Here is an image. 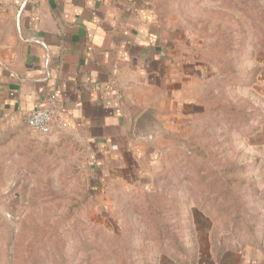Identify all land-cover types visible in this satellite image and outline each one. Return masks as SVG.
Masks as SVG:
<instances>
[{
    "label": "rangeland",
    "instance_id": "rangeland-1",
    "mask_svg": "<svg viewBox=\"0 0 264 264\" xmlns=\"http://www.w3.org/2000/svg\"><path fill=\"white\" fill-rule=\"evenodd\" d=\"M153 5L176 51L201 69L199 97L168 118L162 167L96 186L85 148L62 126L1 130L0 264H214L199 245L255 242L264 0ZM9 33L0 17V45Z\"/></svg>",
    "mask_w": 264,
    "mask_h": 264
},
{
    "label": "crops",
    "instance_id": "crops-1",
    "mask_svg": "<svg viewBox=\"0 0 264 264\" xmlns=\"http://www.w3.org/2000/svg\"><path fill=\"white\" fill-rule=\"evenodd\" d=\"M0 17V131L48 107L85 148L94 185L162 167L168 118L199 97L201 69L153 0H1ZM261 215L255 242L227 244L214 264H264Z\"/></svg>",
    "mask_w": 264,
    "mask_h": 264
},
{
    "label": "built area",
    "instance_id": "built-area-1",
    "mask_svg": "<svg viewBox=\"0 0 264 264\" xmlns=\"http://www.w3.org/2000/svg\"><path fill=\"white\" fill-rule=\"evenodd\" d=\"M52 118L53 111L51 109L40 107L30 111L24 117V123L36 132L46 133L52 129Z\"/></svg>",
    "mask_w": 264,
    "mask_h": 264
},
{
    "label": "trees",
    "instance_id": "trees-1",
    "mask_svg": "<svg viewBox=\"0 0 264 264\" xmlns=\"http://www.w3.org/2000/svg\"><path fill=\"white\" fill-rule=\"evenodd\" d=\"M228 240H224L223 243H213L212 242V251L215 253V258H219V256L225 250V246L227 245Z\"/></svg>",
    "mask_w": 264,
    "mask_h": 264
}]
</instances>
